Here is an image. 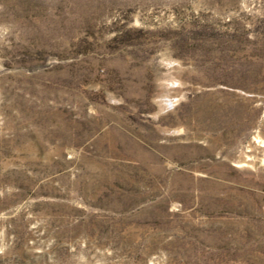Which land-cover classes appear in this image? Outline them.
I'll return each instance as SVG.
<instances>
[{"label": "rangeland", "instance_id": "1", "mask_svg": "<svg viewBox=\"0 0 264 264\" xmlns=\"http://www.w3.org/2000/svg\"><path fill=\"white\" fill-rule=\"evenodd\" d=\"M0 264H264V0H0Z\"/></svg>", "mask_w": 264, "mask_h": 264}]
</instances>
